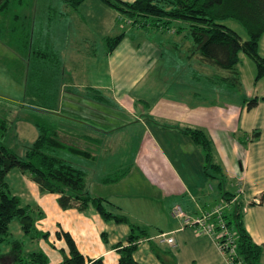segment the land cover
Listing matches in <instances>:
<instances>
[{
    "label": "rangeland",
    "instance_id": "rangeland-1",
    "mask_svg": "<svg viewBox=\"0 0 264 264\" xmlns=\"http://www.w3.org/2000/svg\"><path fill=\"white\" fill-rule=\"evenodd\" d=\"M221 22L242 40L248 38L236 19L229 17ZM179 25L182 29L175 31ZM187 27L180 21L171 22L167 29L141 27L102 0H84L77 8L61 0H7L0 9V146L23 156L39 133L36 122H47L35 108L31 87L26 88L32 67L38 70L35 50L44 53L41 40L46 42L61 30L68 40L62 50L57 46L61 54L95 53L74 57L82 71L90 69L94 77L103 76L105 91L84 92L81 87L74 104L99 105L98 111L87 113L98 118L99 131L91 136L96 141L71 135L73 128L68 129L67 122L59 123L60 140L65 147L76 149H61L60 155L85 172V192L103 198L108 211L127 218L105 220L92 207L82 212L89 217L98 215V220L91 224L94 229L100 227L103 248L126 241L132 227L145 230L146 237L138 240L133 253L141 264H212L211 250L195 248L198 236L208 235L192 226H183L180 219L172 216V209L180 205L188 216L194 217L196 214L192 216L186 211L188 205L193 208L205 201L215 205L226 192H237L239 165H244L246 159L256 164L252 170L254 177L264 165V75L257 77L256 62L242 51L232 71H221L209 64L196 52ZM120 34L123 36L114 51L107 50L103 38ZM257 52L264 57V31ZM87 75L84 72L83 78L92 79ZM233 76L238 79L237 85L222 80ZM253 100L256 103L250 104ZM84 125L87 126L76 124L74 133L87 129ZM188 128L201 129L210 139L209 161L204 147L186 133ZM155 149L168 157L187 192L182 194L178 181L163 182L148 170L147 156ZM212 163L220 166L221 174L213 170ZM205 165L214 177L205 173ZM20 174L12 169L6 180L11 193L19 197L20 205L30 207L34 226L23 231L21 219L10 222L8 236L0 245V264H19L20 258L25 262L30 252L45 253L48 264H62L68 253L62 249L66 244L56 240L57 245H52L50 238L54 239L55 233L45 236L37 231L48 230L50 224L40 222L37 229V219L42 218L43 212L26 193L27 184ZM259 174L256 186L244 190L240 208L243 224L260 235L264 246V198L254 192L255 188L264 192V171ZM179 225L191 230L192 238L186 246L172 247L155 239L157 234ZM171 236L178 243L179 234ZM13 240L21 242L19 250L13 248ZM263 261L264 254L260 264Z\"/></svg>",
    "mask_w": 264,
    "mask_h": 264
},
{
    "label": "trees",
    "instance_id": "trees-1",
    "mask_svg": "<svg viewBox=\"0 0 264 264\" xmlns=\"http://www.w3.org/2000/svg\"><path fill=\"white\" fill-rule=\"evenodd\" d=\"M73 8H77L84 0H61ZM117 10L129 16L133 24L141 27L148 25L161 27L173 21H180L188 25V33L193 38L195 48L203 60L222 70H233L239 61V52L248 54L257 64V77L264 75V57L257 52L258 40L264 31V0H102ZM7 0H0V9ZM239 21L248 34L242 40L239 34L221 21L227 18ZM179 25L177 30H181ZM123 34L106 37L107 50L112 51L120 42ZM44 53L35 50L34 61L42 60L41 67L32 72L28 86L33 88L40 81L44 70L60 73L58 55L47 46ZM38 63V62H37ZM234 73V72H233ZM222 80L232 85L238 84L233 76ZM256 103V100L250 104ZM1 116V114H0ZM38 135L26 148L23 156H18L7 147L0 146V245L4 243L9 233V224L14 218L21 219L23 231H29L34 226L29 206H21L20 199L12 194L6 176L12 169H17L35 182L42 192L57 194V202L62 209L76 208L79 212L92 207L103 219L115 217L118 221H126L124 215H114L105 208L104 199L92 197L85 192V172L60 155L61 149L76 151L74 147H65L60 140L58 131L44 123L37 122ZM195 143L201 144L206 151V161L210 160L211 142L201 129L186 131ZM78 151V150H77ZM216 173L221 174L220 166L211 164ZM204 166L205 173L211 177ZM223 198H228L224 195ZM227 224L237 233L236 256L245 264H260L264 254V246L253 241L246 231L241 218L240 203L237 201L231 211L225 214ZM41 235L46 232L37 230ZM63 237L67 247V254L62 264H107L102 257L86 258L77 248L68 232L56 233ZM146 237V232L138 227H132L127 236V244H117L118 260L116 264H140L133 253L138 240ZM13 248L19 250L21 242L12 241ZM19 264H48V257L43 252H30L26 256V263L20 258Z\"/></svg>",
    "mask_w": 264,
    "mask_h": 264
},
{
    "label": "crops",
    "instance_id": "crops-1",
    "mask_svg": "<svg viewBox=\"0 0 264 264\" xmlns=\"http://www.w3.org/2000/svg\"><path fill=\"white\" fill-rule=\"evenodd\" d=\"M131 2L133 0H122ZM63 2V1H62ZM57 25H54L53 27L56 28ZM152 26V25H149ZM169 26L164 25L161 27L152 26L154 28L159 29H167ZM179 31V30H175ZM109 37V36H108ZM106 37L103 38V41ZM45 42V41H43ZM42 40L40 41V46L45 48L44 46H47L52 51H54L59 58L60 61V73L57 72H48V70H44V72L40 75V81L35 84L33 88H30L31 91H33V97L35 99V108L40 112V116L44 118L43 120L47 121L44 122V124L55 128L58 133L61 135V131L57 129L59 126V123L64 122L69 124L68 129L73 128L74 131H70L69 133L71 135H80L83 136L85 139H89L90 141H96L95 137H91L94 135V133L99 131V122L98 118H95L93 116L89 117L87 113L89 110H99V105L94 104L91 106L89 103L86 106L78 107L74 104L75 99L80 96L77 89H80L81 87L87 91H98L100 89L104 90L105 88V82L103 79V76H96L94 77L95 73L90 69L86 71L82 68V65H80L78 61H75V57L79 53H87L89 55L94 56L95 53L92 52H84V51H75V52H69L68 54H61L57 46L60 47L62 50L64 43L68 42L66 38L62 36V31H58V33L54 32V36L50 38L49 40H46L45 43H43ZM105 44V43H104ZM119 44V43H118ZM117 47V46H116ZM115 47V48H116ZM114 48V49H115ZM41 50V49H40ZM44 50V49H43ZM106 51V49H104ZM196 50V48H195ZM114 51V50H113ZM198 50H196L197 52ZM103 52V51H102ZM199 52V51H198ZM200 56L202 57L201 53L199 52ZM66 55V58L64 59ZM62 61L66 64L64 65ZM38 64L36 68L38 69L40 64H42V60H37ZM218 70V69H217ZM222 71V69H219ZM88 73L87 76L92 77L88 78L90 80H86L83 78V73ZM217 73H219L217 71ZM227 73V72H226ZM223 79V78H222ZM227 82V81H225ZM232 85V84H230ZM26 88L29 90L28 82L26 81ZM105 91V90H104ZM88 95V93H87ZM90 97V96H89ZM85 101H88L86 98V95L84 96ZM118 102L121 103V100L118 99ZM122 104V103H121ZM80 106V105H79ZM91 106V107H90ZM34 107V106H33ZM68 111V112H65ZM61 113H66L68 116H63ZM66 119H63V118ZM40 122V121H38ZM43 123V122H41ZM85 123L87 126V129L83 131H79L78 134H76L77 130L75 129L76 124ZM37 125V122H36ZM88 128H91L89 130ZM191 129V128H190ZM76 132V133H74ZM148 158V164H146L149 171L154 172L163 182H169L171 184L173 181H178L179 185L182 187L181 192L182 194L184 191H188L186 187L184 186L182 180L178 176L175 168L171 165V162L169 161L168 157L161 152L158 149L151 150L149 152ZM216 164V163H213ZM218 165V164H216ZM219 166V165H218ZM256 166L255 162L251 161V159H246L244 162V165L240 164V170H241V178L236 183V191H240L238 195V202L240 203V207L242 204V201L240 200L242 195L244 194V190L248 188V186H256V178L261 176L259 173H261V170L264 171V165L260 167V169L257 170L256 176L254 177L252 172L253 168ZM18 172H20L18 170ZM22 173V172H20ZM19 174V173H17ZM259 174V175H258ZM21 178L23 179V182H26V193L33 199V201H36L39 207V210H41L43 213L42 218L37 219V229L40 222L45 223V221H48L50 225H48V230L44 229L43 232H46L48 234H54V239L50 238V243L52 245H57L56 240H62L65 243V240L63 237H58L56 233L58 232H68L71 237L73 238L77 248L79 251L86 257V258H98L102 257L103 260L107 264H116L118 260V253L117 248L115 247L117 244L121 243L123 245L127 244V241L121 242L117 241L115 243H112L110 247L103 248L100 243L99 239V232L98 229H94L92 227V221L98 220V215H91L84 216L82 215V212H79L76 208H69V209H62L58 202H57V194L54 193H43L39 186L33 182L27 175L24 176V173L20 174ZM209 188L212 190V186H209ZM256 194H261V199L264 198V192L260 191L259 189H254ZM237 192H226L225 196L232 197ZM224 197V196H222ZM254 202V201H253ZM258 202V200H257ZM196 202H193V204ZM213 203V202H212ZM209 201H205L202 205H197L196 207L190 208L188 205L187 212L188 214H191L194 216L197 215L200 212V209H208L214 204H212ZM261 203V201H259ZM195 206V204H194ZM183 209V208H182ZM246 210L245 208L243 209ZM231 210H228L229 213ZM45 225V224H44ZM244 225V224H243ZM185 226V225H183ZM187 227V226H185ZM183 228L181 225L177 226L176 228L167 231L166 233L179 234L178 237V243L176 239H174V244L172 247L178 245H184L186 246V242L189 238H192L191 230L187 228ZM246 231L250 234L253 241L257 244L262 245L263 241L259 234H256L255 232H252L250 230V227L248 224L245 223L244 225ZM39 230V229H38ZM40 231V230H39ZM52 237V236H51ZM198 245L195 246L196 249H199V251L202 250H211V253L213 254L212 264H229L227 262V259L223 253L218 248V244L216 241L208 236L206 238L198 236ZM66 244V243H65ZM160 244H167V243H160ZM170 245V246H171ZM138 247V245H137ZM62 249H67V247H62ZM202 249V250H200ZM200 257V255H199ZM262 259V258H261ZM135 260H137L135 258ZM138 261V260H137ZM226 261V262H225ZM139 262V261H138ZM206 261L202 262L201 264H208ZM140 263V262H139ZM185 261H183L181 264H184ZM141 264V263H140ZM264 264V261L262 262Z\"/></svg>",
    "mask_w": 264,
    "mask_h": 264
},
{
    "label": "built area",
    "instance_id": "built-area-1",
    "mask_svg": "<svg viewBox=\"0 0 264 264\" xmlns=\"http://www.w3.org/2000/svg\"><path fill=\"white\" fill-rule=\"evenodd\" d=\"M223 198L218 204L208 209H200V212L194 217L188 216L180 205L172 209V216L181 220L185 226L197 228L200 233L212 237L218 244V248L223 253L229 264H245V262L236 256L237 233L228 224L225 214L231 210L238 201V195ZM155 239L159 243L174 244V239L170 234L162 232L156 235Z\"/></svg>",
    "mask_w": 264,
    "mask_h": 264
}]
</instances>
